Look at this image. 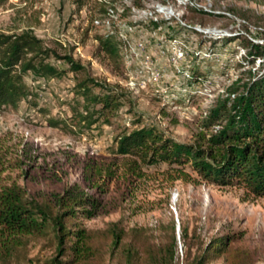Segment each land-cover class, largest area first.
Listing matches in <instances>:
<instances>
[{"label":"rangeland","instance_id":"obj_1","mask_svg":"<svg viewBox=\"0 0 264 264\" xmlns=\"http://www.w3.org/2000/svg\"><path fill=\"white\" fill-rule=\"evenodd\" d=\"M22 29L69 54L80 69L49 58L65 73L48 79L27 73L30 95L0 109L1 183L15 181L29 193L61 192L76 183L98 194L101 207L82 220L95 232L97 250L86 264H124L121 245L110 251L104 231L115 221L141 229L134 264H149L143 250L168 245L173 225L172 264H190L211 238L231 233L239 234L237 244L256 250L252 264H264L263 198L244 200L239 187L170 181L164 163L142 165L135 178L126 171L130 158L113 152L120 132L142 126L178 142L202 140L199 121L249 68L242 44L264 45V0H0V32ZM105 34L117 42L113 58L98 49L96 36ZM86 78L99 84L87 83L92 94L111 88L118 95V106L92 114L89 124L81 116L99 105L76 93ZM107 169L115 171L103 184ZM52 255L50 242L34 238L5 264H37Z\"/></svg>","mask_w":264,"mask_h":264},{"label":"trees","instance_id":"obj_2","mask_svg":"<svg viewBox=\"0 0 264 264\" xmlns=\"http://www.w3.org/2000/svg\"><path fill=\"white\" fill-rule=\"evenodd\" d=\"M188 11L206 13L188 6ZM102 12L107 13L105 9ZM247 19H250L247 17ZM98 49L113 58L117 42L113 34L96 36ZM221 41L229 38L222 37ZM243 59L249 68L246 73L230 84L224 95L218 96L199 121L202 140L178 142L165 136L152 126H142L120 132L115 139L113 152L130 158L126 165L128 174L135 178L142 175V165L164 163L170 181L239 187L244 200L264 199V45L247 41L242 44ZM62 59L68 69L77 71L78 63L69 54L59 55L54 48L46 46L30 29L18 32H0V109L16 107L30 95L24 76L48 79L58 77L66 70L57 68L49 58ZM255 60L259 65L252 70ZM99 85L86 78L76 85V93L99 107L88 116H81L89 124L92 114L118 106V95L107 88L104 94H92L87 83ZM87 107H85V110ZM57 121H50L55 126ZM115 170L107 169L103 178L113 177ZM93 187V185L91 186ZM97 192L104 187L94 186ZM98 194H91L73 183L55 190H37L29 193L15 181L0 182V264L25 247L31 239H45L53 247V255L37 264H86L96 256L93 233L86 229L82 220L89 219L101 207ZM174 225L170 242L158 248L143 250L149 264H172L175 260L177 238ZM109 239L110 251L121 245L124 264H134L138 257L135 244L141 229H123L117 221L104 229ZM185 229L180 230V237ZM239 234H224L211 238L190 264H205L223 257L225 264H252L255 251L237 244Z\"/></svg>","mask_w":264,"mask_h":264},{"label":"built area","instance_id":"obj_3","mask_svg":"<svg viewBox=\"0 0 264 264\" xmlns=\"http://www.w3.org/2000/svg\"><path fill=\"white\" fill-rule=\"evenodd\" d=\"M95 21H97V20H95Z\"/></svg>","mask_w":264,"mask_h":264}]
</instances>
